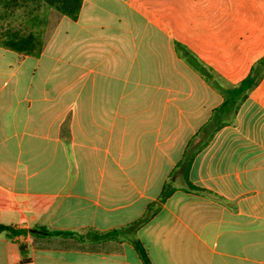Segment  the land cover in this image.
<instances>
[{"label":"crops","instance_id":"obj_1","mask_svg":"<svg viewBox=\"0 0 264 264\" xmlns=\"http://www.w3.org/2000/svg\"><path fill=\"white\" fill-rule=\"evenodd\" d=\"M2 11L0 224L74 235L2 233L0 264H145L133 240L149 264H264V77L214 119L264 57V0ZM9 31L41 32V53Z\"/></svg>","mask_w":264,"mask_h":264},{"label":"trees","instance_id":"obj_2","mask_svg":"<svg viewBox=\"0 0 264 264\" xmlns=\"http://www.w3.org/2000/svg\"><path fill=\"white\" fill-rule=\"evenodd\" d=\"M83 0H0V5L3 10H18L26 9L31 12H36L42 7L55 9L59 14L67 16L76 20L80 14ZM32 13V14H33ZM1 44L18 53L27 55H39L44 46V40L41 32H30L23 34L19 31H9L3 37ZM187 55L189 53L185 52ZM196 67L200 73L206 75L208 78L214 77L211 70L204 66L201 62H196ZM264 77V57L261 58L252 67L249 75L237 85L222 86L224 95V102L220 108L215 112L214 119L219 118V113L226 114L236 112L247 98L249 93L260 83ZM168 193H165L166 196ZM132 229V228H130ZM5 233L9 238L16 236H39V237H53V236H72V232L49 231L44 227L35 226L28 230L17 229L12 226L0 224V234ZM120 232L114 230L107 233L89 232V236L94 241L118 240ZM82 239V238H79ZM135 249L140 254L145 264H149L148 256L145 248L139 240H133ZM20 252L23 262L27 263V246L21 244Z\"/></svg>","mask_w":264,"mask_h":264},{"label":"rangeland","instance_id":"obj_3","mask_svg":"<svg viewBox=\"0 0 264 264\" xmlns=\"http://www.w3.org/2000/svg\"><path fill=\"white\" fill-rule=\"evenodd\" d=\"M3 9L1 8V6H0V38H1V35H2V33H4V31H5V28H7V23L9 22L7 19L5 20H3V17H1V16H3L4 15V13H3V11H2ZM22 13L21 14H19L18 16H16V17H14V18H11V21H14V20H19V19H21L22 17ZM10 19V18H9ZM15 24V23H14Z\"/></svg>","mask_w":264,"mask_h":264}]
</instances>
